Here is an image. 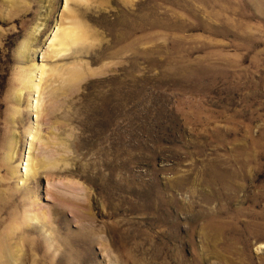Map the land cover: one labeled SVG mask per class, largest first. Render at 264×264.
Instances as JSON below:
<instances>
[{
  "label": "rangeland",
  "instance_id": "obj_1",
  "mask_svg": "<svg viewBox=\"0 0 264 264\" xmlns=\"http://www.w3.org/2000/svg\"><path fill=\"white\" fill-rule=\"evenodd\" d=\"M0 264H264V0H0Z\"/></svg>",
  "mask_w": 264,
  "mask_h": 264
},
{
  "label": "bare ground",
  "instance_id": "obj_2",
  "mask_svg": "<svg viewBox=\"0 0 264 264\" xmlns=\"http://www.w3.org/2000/svg\"><path fill=\"white\" fill-rule=\"evenodd\" d=\"M67 2L69 0H66ZM73 23V22H72ZM65 27V26H64ZM57 27H55L56 29ZM51 33V45H54L53 48H56V52H67L73 46L83 42L85 40V33L81 27L75 25L73 27L67 26V28H62L61 24L58 25V28ZM54 51V54L56 53ZM46 68V67H45ZM45 68L41 66L39 70L41 71V76L44 75ZM42 81V80H41ZM31 91L34 92V95L30 101V108L37 113L36 118L39 119L40 108H41V94H40V85H31ZM39 141L38 132L30 131L27 144L24 152L25 163L20 164L18 174L22 177L23 180H28L30 177H33L38 173V170L48 167L51 163L45 159H39L36 154L37 144ZM54 163V162H53ZM22 165V168H21ZM17 173V170H15Z\"/></svg>",
  "mask_w": 264,
  "mask_h": 264
}]
</instances>
